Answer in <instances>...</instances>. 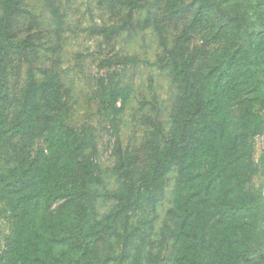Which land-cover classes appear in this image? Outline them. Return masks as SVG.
<instances>
[{
    "label": "trees",
    "instance_id": "1",
    "mask_svg": "<svg viewBox=\"0 0 264 264\" xmlns=\"http://www.w3.org/2000/svg\"><path fill=\"white\" fill-rule=\"evenodd\" d=\"M106 1L127 10L128 21L135 11L150 12L164 2L169 16L192 14L181 41L200 34L212 50L203 69L194 55L172 62L187 102L184 113L170 136L160 130L151 164L138 177L117 138L120 186L105 193L99 164L86 153L89 134L61 120L58 80L30 74L17 114L0 119V149H6L4 157L0 150V216L13 220L6 264H158L153 249L163 243L170 252L165 264H264V0H245V6ZM21 5L0 0V77L17 47L15 21L27 13ZM16 137L43 144L33 155L17 147L11 153L8 144ZM171 180L169 223L147 248L148 237L133 217L163 201ZM103 201L112 208L98 215ZM102 244L110 247L104 254Z\"/></svg>",
    "mask_w": 264,
    "mask_h": 264
},
{
    "label": "rangeland",
    "instance_id": "2",
    "mask_svg": "<svg viewBox=\"0 0 264 264\" xmlns=\"http://www.w3.org/2000/svg\"><path fill=\"white\" fill-rule=\"evenodd\" d=\"M20 1L27 13L15 21L17 47L8 56L0 77V119L11 120L17 114L31 73L38 79L54 76L63 97L61 120L89 134L86 153L99 164V190L115 191L120 186L115 172L117 138L125 157L132 161L135 176L148 170L153 147L162 138L160 130L170 136L175 118L187 106L181 84L171 72L172 62L189 60L194 55L196 67L203 69L212 48L203 45L200 34L183 43L180 37L192 14L169 16L166 2L160 8L150 6V12L137 10L128 21L127 10L113 7L106 0ZM220 1L225 5L246 3ZM42 144V139L16 137L8 145L11 153L17 147L18 152L33 155ZM0 150L4 157L6 149L1 146ZM174 182L171 180L166 198L156 207H142L133 217L148 237L147 248L169 223ZM111 208L108 201L98 203V215ZM12 229L13 220L3 213L0 264L8 260L4 252ZM144 243L141 241V245ZM163 246L153 249L158 264H165L170 256L168 244ZM109 248L102 244L101 253ZM112 249L118 251L117 246Z\"/></svg>",
    "mask_w": 264,
    "mask_h": 264
}]
</instances>
